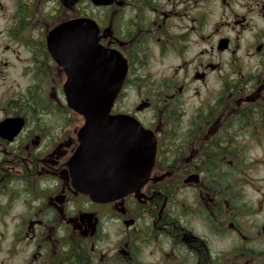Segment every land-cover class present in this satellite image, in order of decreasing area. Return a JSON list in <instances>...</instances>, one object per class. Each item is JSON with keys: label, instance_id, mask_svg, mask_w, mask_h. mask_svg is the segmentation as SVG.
Instances as JSON below:
<instances>
[{"label": "flooded vegetation", "instance_id": "flooded-vegetation-1", "mask_svg": "<svg viewBox=\"0 0 264 264\" xmlns=\"http://www.w3.org/2000/svg\"><path fill=\"white\" fill-rule=\"evenodd\" d=\"M71 24L81 59L57 61ZM84 54L118 59L109 117L153 146L141 188L110 201L71 178ZM0 264H264V0H0Z\"/></svg>", "mask_w": 264, "mask_h": 264}, {"label": "water", "instance_id": "water-1", "mask_svg": "<svg viewBox=\"0 0 264 264\" xmlns=\"http://www.w3.org/2000/svg\"><path fill=\"white\" fill-rule=\"evenodd\" d=\"M84 27L85 34L89 35L86 23ZM73 29L71 24L60 26L51 33L48 43L56 47L54 58L57 61L66 57L75 61L81 59L70 46L74 39L76 41ZM90 38H85V45L90 43ZM63 44L69 45L67 50ZM104 56L100 53L101 60ZM83 59V87H80L75 67L68 73L65 90L68 107L83 115L86 122L82 144L70 165L71 178L74 187L91 200L110 201L141 188L152 167L153 146L141 129L134 125L129 128L124 122L109 117L110 107L125 76L118 59L107 55V65L102 64L99 68L94 66V57L84 54ZM128 141H131L130 147Z\"/></svg>", "mask_w": 264, "mask_h": 264}, {"label": "rangeland", "instance_id": "rangeland-1", "mask_svg": "<svg viewBox=\"0 0 264 264\" xmlns=\"http://www.w3.org/2000/svg\"><path fill=\"white\" fill-rule=\"evenodd\" d=\"M171 77V74H158L157 76L154 75V77L156 78V80H159L161 79L162 77ZM211 88L212 90L216 91L217 90V87H218V79H214L212 78L211 81ZM200 94H203V92L201 91ZM203 98V100L205 99V97H201ZM134 101V98L131 97L130 98V102H133ZM184 110H185V114L188 115V114H191V110H192V106L194 104H197V100H194L192 98H188V96L185 98V103H184ZM104 247V245H102Z\"/></svg>", "mask_w": 264, "mask_h": 264}]
</instances>
